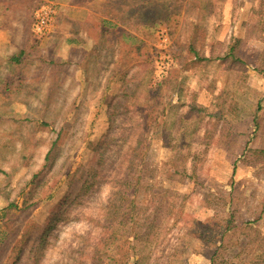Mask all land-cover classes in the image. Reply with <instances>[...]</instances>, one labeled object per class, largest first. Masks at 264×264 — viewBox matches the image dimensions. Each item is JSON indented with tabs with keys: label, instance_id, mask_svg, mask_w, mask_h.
<instances>
[{
	"label": "rangeland",
	"instance_id": "1",
	"mask_svg": "<svg viewBox=\"0 0 264 264\" xmlns=\"http://www.w3.org/2000/svg\"><path fill=\"white\" fill-rule=\"evenodd\" d=\"M1 25L0 264L264 235V0H0Z\"/></svg>",
	"mask_w": 264,
	"mask_h": 264
},
{
	"label": "trees",
	"instance_id": "2",
	"mask_svg": "<svg viewBox=\"0 0 264 264\" xmlns=\"http://www.w3.org/2000/svg\"><path fill=\"white\" fill-rule=\"evenodd\" d=\"M152 17L157 16L154 15ZM234 50V47L230 49L231 55ZM194 52L198 55L196 51ZM20 56L15 58L19 59ZM155 220H153L151 224H148V221L143 223L142 226L146 229L145 231L151 232L154 229ZM248 224L249 225L246 224L240 226L253 233L247 232L243 238L238 237L236 240L233 239V230L238 227L239 223L238 225H234L231 220L228 221V225L220 232L218 238L207 236L206 233L210 230L200 227L204 231L203 236L201 237L202 243L205 246L203 252L211 251L210 254L204 253L209 255L211 264H264V235H262L261 232L254 228L250 223ZM135 237L137 238L138 234L135 235ZM256 244H258V246H256ZM174 255L175 254H168V257L171 258ZM163 264H173V262H168V260H166Z\"/></svg>",
	"mask_w": 264,
	"mask_h": 264
},
{
	"label": "built area",
	"instance_id": "3",
	"mask_svg": "<svg viewBox=\"0 0 264 264\" xmlns=\"http://www.w3.org/2000/svg\"><path fill=\"white\" fill-rule=\"evenodd\" d=\"M51 14H52V10L50 9H45L40 13L37 21V28L39 29V31H42L47 27L51 19Z\"/></svg>",
	"mask_w": 264,
	"mask_h": 264
},
{
	"label": "crops",
	"instance_id": "4",
	"mask_svg": "<svg viewBox=\"0 0 264 264\" xmlns=\"http://www.w3.org/2000/svg\"><path fill=\"white\" fill-rule=\"evenodd\" d=\"M9 29V28H8ZM7 28H4V26L3 25H1L0 26V34H3L4 33V35L6 36V34H7V39H9V40H12V35H13V32L11 31V30H8ZM8 34H9V36H8ZM7 42H9V41H6V43H3V42H1L0 43V49H2V46L3 45H5V44H9V43H7ZM22 52V51H21ZM23 53V52H22Z\"/></svg>",
	"mask_w": 264,
	"mask_h": 264
}]
</instances>
